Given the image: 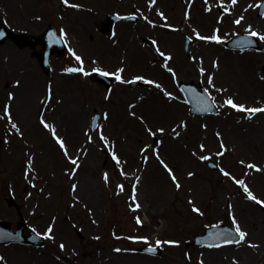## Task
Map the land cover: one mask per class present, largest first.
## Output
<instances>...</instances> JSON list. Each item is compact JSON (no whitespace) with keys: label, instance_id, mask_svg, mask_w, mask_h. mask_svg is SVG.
Masks as SVG:
<instances>
[{"label":"rangeland","instance_id":"1","mask_svg":"<svg viewBox=\"0 0 264 264\" xmlns=\"http://www.w3.org/2000/svg\"><path fill=\"white\" fill-rule=\"evenodd\" d=\"M260 2L0 0V22L15 33L51 25L67 44L48 74L40 47L0 44V220L18 223L10 194L45 238L41 248L1 246L0 264H264V206L244 191L264 202V112L226 104L264 108V54L225 46L252 32L264 46ZM113 14L137 21L104 35ZM92 72L108 73L111 88L92 82ZM180 81L201 84L218 115H189ZM212 225L238 226L245 239L185 247ZM144 247L160 255L138 253Z\"/></svg>","mask_w":264,"mask_h":264},{"label":"water","instance_id":"2","mask_svg":"<svg viewBox=\"0 0 264 264\" xmlns=\"http://www.w3.org/2000/svg\"><path fill=\"white\" fill-rule=\"evenodd\" d=\"M264 14V0L259 5L258 16ZM135 21V17H120L113 15L108 17L107 21L103 24V32L109 33L108 28L113 26L118 21ZM5 39H11L19 46L35 47L40 45L42 50L38 55V60L43 71L47 74L49 72V58L53 54L58 56L63 55L65 51V45L62 39L57 35V32L52 26H49L48 29L39 37L29 36L26 34H13L10 30L6 29L3 24L0 25V43ZM189 40L186 39L185 51L188 53ZM227 48L231 50L246 51V50H256L264 53V48L259 46L258 41L250 35H239L231 39L227 43ZM264 73V67L262 69ZM91 78L109 88L112 80L108 77H104L100 74L93 73ZM130 87H147L146 84L141 82H132L129 84ZM179 90L181 91L186 104L190 107V115H217L218 110L209 97L208 93L203 89L201 85L196 86L193 83L181 82L179 85ZM99 121V114L95 111L92 119L91 129L94 130ZM207 166L211 170H218V167L213 162H208ZM10 205V203H9ZM27 230V226L24 221H20L17 224V229L15 231L11 230V227L7 223L0 221V245L1 244H10V243H20L26 245H34L36 247H41L43 245V238L37 235L34 230L28 229V233H24ZM79 235V233H78ZM80 236V235H79ZM236 232L232 228L226 226H212L205 229V234L202 236H195L193 241L186 243V247L189 246H199V247H216L215 245L226 246L235 244L238 240ZM232 240L233 242L229 243L228 241ZM139 252L148 253L153 255H159V251H150V248L139 249Z\"/></svg>","mask_w":264,"mask_h":264},{"label":"snow or ice","instance_id":"3","mask_svg":"<svg viewBox=\"0 0 264 264\" xmlns=\"http://www.w3.org/2000/svg\"><path fill=\"white\" fill-rule=\"evenodd\" d=\"M65 2H66V0H65ZM236 3H237V0H232V4H233V5L236 4ZM235 23H236V24H239V23H240V20L235 21ZM251 35L254 36V37L258 36V34H257L256 32H252ZM198 38H200V37H198ZM259 38H260V39H264V37H259ZM217 42H219V40H217ZM76 58H77V60L80 59L79 57H76ZM81 70H82V69H81ZM69 71H76V70H75V69H70ZM102 75L107 76L108 73H102ZM115 79L118 80V81H121V77H120L118 74L115 76ZM121 82H123V81H121ZM209 82L211 83V80H210ZM145 83H150V82L145 81ZM157 86H158V85H157ZM158 87H159V86H158ZM226 104H227L228 106L234 108L235 110L240 111V112H250V113H253V114H255V113H257V112H264V108H261V109H246V108H244L243 106H238V105H236L231 99L227 100V101H226ZM42 123H43V121H42ZM12 127H13V128H16L17 126L13 123V124H12ZM45 127H48V125L45 124ZM57 142L60 144V147H61V148H64V144H63L62 141L57 140ZM66 154H67V153H66ZM114 159H115V157H114ZM71 163H72L73 165H77V161H76V160H72ZM77 166H78V165H77ZM248 167L251 168V167H254V166L249 165ZM256 171H260V169L257 168ZM224 175L227 176L228 173L225 172ZM106 179H107V177H106ZM237 183H239V184H241V185L243 184L242 181H239V182H237ZM177 187H179V185H177ZM73 188L75 189V185L73 186ZM121 190H123V189L121 188ZM244 191L248 193V199H250V200H255L256 203H258V204H262V206H264V202H261V201L257 200V199L251 194V192L247 189V187L244 188ZM138 207H139V205H137V208H138ZM193 211L196 212V211H198V210L194 208ZM137 222L139 223V220H138ZM48 231L51 232V231H52L51 228H49ZM235 232H236V235H237L238 238H239V239L236 240L235 242H236V243L243 242L244 239H245L246 233H244L243 231H241L240 228H239L238 226L236 227ZM48 238L51 239L52 237L49 236ZM145 242L147 243V241H145ZM228 242L231 243V242H233V241H232V240H229ZM159 246H160V242H157V247H159ZM215 246H216V247H219V245H215ZM61 248H63V245H61ZM150 251H153V252H154L155 249H150Z\"/></svg>","mask_w":264,"mask_h":264},{"label":"bare ground","instance_id":"4","mask_svg":"<svg viewBox=\"0 0 264 264\" xmlns=\"http://www.w3.org/2000/svg\"><path fill=\"white\" fill-rule=\"evenodd\" d=\"M209 42H210V43H213V42H211V41H209ZM22 102H23V103H26V100L23 99V98H20V103H22ZM153 222L156 223L157 221L154 220Z\"/></svg>","mask_w":264,"mask_h":264}]
</instances>
